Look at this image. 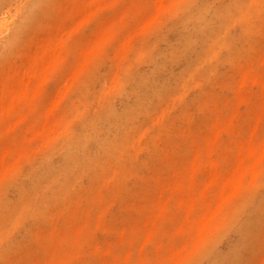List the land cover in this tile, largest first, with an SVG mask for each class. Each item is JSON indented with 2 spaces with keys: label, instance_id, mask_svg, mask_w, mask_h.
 Listing matches in <instances>:
<instances>
[{
  "label": "bare ground",
  "instance_id": "obj_1",
  "mask_svg": "<svg viewBox=\"0 0 264 264\" xmlns=\"http://www.w3.org/2000/svg\"><path fill=\"white\" fill-rule=\"evenodd\" d=\"M27 2L0 0V64L21 45L25 31L50 12L51 0H38L23 15ZM83 4L64 18L81 16L74 28H58L54 42L44 44L10 82L0 79V182L14 176L0 190V264H75L79 256L70 229L64 227L66 233L53 239L54 209L66 210L69 203H76L73 196L106 176L108 165L114 166L111 182L128 183L156 146V138L165 133L163 119L173 110L184 111L181 117H185L186 103L208 108L211 84L233 86L238 93L252 89L257 96L250 103L256 100L264 106V57L257 67L249 58V51L264 36V0H84ZM107 13L112 14L107 27L76 52L69 43L72 32L80 23ZM17 16L21 23L13 27ZM74 58L73 76L64 79L48 107L46 87ZM102 59L111 63L107 77L99 74ZM88 66H94L92 75L80 85L68 113L50 128L53 108L66 97L63 90ZM238 104L237 111L210 123L213 134L226 143L206 140L174 166V175L163 182L156 178L162 188L159 195L167 199L158 197L151 205L142 202L139 211L145 220L121 227L125 248L91 244L87 238L84 244L92 259L102 264H242L255 230L264 224V112L246 119L249 129L235 127L237 117L248 112L242 98ZM157 112L158 119L152 122ZM21 128L29 150L13 145ZM221 150L234 158L233 170H221L226 162L217 153ZM35 152L42 153L39 164L22 170ZM236 196L244 200L233 206ZM90 203H95L94 197ZM233 211L230 227H236L239 239L221 252L212 236ZM102 214L96 216L92 231L107 229ZM42 224H50L51 240L40 238L49 253L19 260L20 250L38 238L34 230Z\"/></svg>",
  "mask_w": 264,
  "mask_h": 264
},
{
  "label": "rangeland",
  "instance_id": "obj_2",
  "mask_svg": "<svg viewBox=\"0 0 264 264\" xmlns=\"http://www.w3.org/2000/svg\"><path fill=\"white\" fill-rule=\"evenodd\" d=\"M37 2L38 0H28L23 8V15L32 8H35ZM83 3L84 0H51L50 12L47 17L42 19L34 28L27 29L24 33V37L21 39V45L14 47L13 50L4 57L5 59L2 60L0 64V79L6 83L10 82L12 76L20 72L25 62L38 53L44 44L54 42L55 35L59 30L58 28L61 30V27L64 25L69 29L74 28V25L78 23L81 16L79 19L76 17L71 20H64V18L72 14V10L77 5L81 4L80 6H83ZM111 19L112 14L107 13L106 15H95L93 19L80 23L78 29L72 32L69 43L76 52L78 48L82 49L87 45L89 46L98 36V31L107 27ZM20 23L21 17L17 16L13 21V27H18ZM156 28L157 24L152 28V31ZM4 37H9V34ZM257 42L256 47L249 51L250 61L255 67L260 65L264 57V36H260ZM1 51L2 48L0 47V58L2 57ZM74 61L75 58L70 60V62L65 65L64 74L58 76L55 82L46 87L44 97L48 107L53 106L52 102L56 99L59 91L62 90L61 84L64 82V79H67L66 77L68 76H73L71 68ZM99 63V74L107 77L110 73V67L107 66L111 63L103 59L100 60L98 64ZM246 63L247 62L244 61L241 67ZM143 69H147V67L144 66ZM93 71L94 66H88L87 70L72 82L73 84H71L70 88L63 90L66 97L61 101L60 105L53 108L54 110L49 122L50 128L57 125L61 117H64V115L68 113V109L72 106L74 96L80 89V85L90 78ZM207 90L211 94V102L208 108L195 105V103L193 105L186 103L185 117H183L184 115L181 117V112L184 111L177 112L173 110L170 115L163 119V126L166 130L165 133L156 138V146L150 149V153L144 164L134 169L133 178L128 183L119 185L118 183L115 184L111 182V177L109 175L112 172L111 170L114 169V166L108 165L105 171L106 176H103L99 181L89 184L87 188L73 196L75 197L76 203H69L66 210L61 207L54 209L55 216L51 220L52 225H55L53 239H57L66 233L67 230L64 229V227L70 229L72 232V243L75 245V250L80 257L77 258L75 264H102L101 261L92 259V252L87 246L85 247L84 243L87 238H89L91 244L113 243L121 249L125 248L122 242L123 235L121 227L142 223L145 220L144 216L139 211L142 202L151 205L158 197L161 201L167 199L164 194L159 195V193L162 192V188H159L160 185L157 179L160 178V182H163L165 180L164 178L174 175V166L180 162V160L187 159L190 156L192 147L202 144L206 140H213L217 144L226 143L227 140L225 138L213 134L210 123L215 119L225 118L229 116L230 113L237 111V109H239L238 99L242 98L244 100L245 104H247L245 109L248 112L244 115L241 113V116L237 117L235 127L243 126L245 129H249L250 127L247 128V124L245 125L246 119L255 117L264 112V106L259 102V105H257L256 100L255 103H250L253 98L257 96L252 89H246L238 93L235 92L233 86L229 87L228 85L227 87H223L221 85L219 86L217 83H213ZM123 96L124 94L118 98V103L121 98L123 99ZM165 105H162L161 108L165 109ZM83 107L84 106L81 105L80 109L83 110ZM158 115V112L153 114L151 121L155 122V120L158 119ZM197 133L200 135H196ZM18 137L19 139L15 138L16 141L15 139L13 140V145L28 148L29 146L24 142L28 139L24 128H21ZM143 141H146V139H143ZM217 153L223 156L222 158H224V160L226 159V162L221 166V170L223 172L233 170L235 167L234 158L222 150L217 151ZM33 154L34 157L32 160L24 166L22 165V170L39 164L42 153L37 155L35 152ZM207 172L208 169L203 168V173ZM13 177H8L1 181L0 190H3L6 185L10 184ZM93 197L95 198V203L91 205L90 200ZM238 199L239 196L233 199V206L241 200H244L242 197L239 199L240 201ZM210 200L211 199L208 198V201ZM100 213H103V222L106 224L107 229L92 231V229H94L92 226H95L98 220L96 216ZM233 213L234 211L227 216L222 227L212 236V243L218 251L225 252L229 248H233L238 242L239 237L236 227H230ZM170 215H172V213ZM262 221L264 222V219H262ZM47 227L42 224V226L34 230V235L36 234L38 238L28 243V247L24 246V248L20 250L19 260L29 257L41 258L49 253L50 248H44V246L42 247L41 245L42 238L49 234L48 230L50 226ZM46 238L51 240L48 236ZM253 238L254 240L251 246L246 249V258L243 260L242 264H264V224L255 230ZM203 249L205 250L206 248ZM148 250L152 254H156V250L152 248ZM204 250L201 251V254ZM14 264L19 263L15 262Z\"/></svg>",
  "mask_w": 264,
  "mask_h": 264
}]
</instances>
